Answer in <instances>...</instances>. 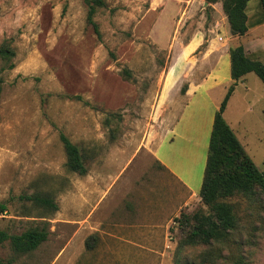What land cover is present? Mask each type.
I'll list each match as a JSON object with an SVG mask.
<instances>
[{"label": "rangeland", "instance_id": "obj_1", "mask_svg": "<svg viewBox=\"0 0 264 264\" xmlns=\"http://www.w3.org/2000/svg\"><path fill=\"white\" fill-rule=\"evenodd\" d=\"M105 1L95 16L97 33L84 0H0V44L10 40L16 50L14 68L3 69L0 60V229L18 233L47 219L51 231L48 241L16 264H50L68 244V254L79 251L84 241L75 237V220L92 209L96 215L139 214L148 231L156 224L157 235L149 238L157 239L158 251L141 253L140 260L131 253L132 260L124 261L114 258L129 253L110 252L107 264H177L182 232L175 218L203 205L212 133L208 119L231 81L197 90V96L209 93L218 108L209 103L197 108L188 138L171 135L162 144L160 135L171 100L177 99L170 108L180 109L184 118L193 113L197 98L185 97L184 89L207 78L212 57L234 44L227 16L221 4L207 12L203 0ZM256 4L261 5L250 1V12ZM195 35L201 44L191 50ZM127 68L131 77L123 73ZM111 112L116 114L108 124ZM224 116L264 169V82L255 72L239 81ZM62 132L89 152L86 175L65 166ZM156 147L171 157L173 173L189 187L177 183V207L174 201L168 205L172 174L157 160ZM37 185L59 191L55 213L45 216V210L21 198ZM156 202L162 212L154 219ZM263 229L264 222L248 264H264ZM197 252L188 249L190 261ZM0 254L11 257L9 243L0 244Z\"/></svg>", "mask_w": 264, "mask_h": 264}, {"label": "trees", "instance_id": "obj_2", "mask_svg": "<svg viewBox=\"0 0 264 264\" xmlns=\"http://www.w3.org/2000/svg\"><path fill=\"white\" fill-rule=\"evenodd\" d=\"M84 1L89 7L88 21L96 32L100 33L95 16L98 7L106 6L107 3L105 0ZM206 1L210 3L207 12L211 11L212 4L222 3L232 35L242 36L247 33L251 0ZM259 1L264 15V0ZM229 52L233 82L214 117L200 192L203 205L191 213H182L181 217L175 218L180 221L182 232L176 252L177 264H248L254 257V249H257L261 242V235L257 232L261 231L264 222V169L248 154L225 119L224 113L237 84L248 73L255 72L264 82V59L260 55L246 53L242 43L232 44ZM15 56L16 50L10 40L0 44L3 69L5 65L9 69L14 68ZM123 73L126 77L132 76L129 68ZM186 90L184 89V92ZM115 114H108V124L111 122L110 117H115ZM60 138L66 154L67 169L79 175H86L90 168L89 152L63 132ZM58 194L59 191L50 187L38 186L33 193H25L21 198L30 201L34 209L45 210L42 214L46 216L59 209ZM1 210L5 211L7 207L2 205ZM50 234V221L47 219L35 222L18 233L0 229V244L6 246L9 243L12 251L9 259L0 254V264H16L21 257L33 255L48 241ZM96 237L95 234L90 235L87 245L89 246L91 240ZM191 248L197 249L198 252L190 261L188 249Z\"/></svg>", "mask_w": 264, "mask_h": 264}, {"label": "crops", "instance_id": "obj_3", "mask_svg": "<svg viewBox=\"0 0 264 264\" xmlns=\"http://www.w3.org/2000/svg\"><path fill=\"white\" fill-rule=\"evenodd\" d=\"M205 1L206 0H203V6H205ZM219 4H221L222 6V3L218 2L212 4V7ZM209 5L210 3L208 2L206 9ZM256 7L257 4L255 5V8ZM249 10L250 3L248 9L249 29L247 33L242 36H234L231 34V40L236 44L242 43L245 47L246 53L256 56L260 55V57L264 59V32H257L258 28L264 26L263 11L260 5L257 7V10H253L252 12H250ZM196 39L197 36L195 35V37L192 38L188 43V48H190L191 50L198 48V46H200L201 44L200 41H196ZM229 49L227 50V52L220 56H217L219 55L217 54L212 57L211 72H209L207 78H205L201 82H194L189 84V87L186 90L184 96L187 98H197L195 101L193 100L194 103L191 108L193 113L190 112L189 116L184 118V115L179 111L180 109L174 111V108H170V106H173V104H175L177 99H170L172 103L171 105L168 104L169 110L165 112V118L167 119L168 125L166 126L164 133L160 135V142L162 144L171 135H180L183 138H188L189 134L191 135L193 133V127L190 128L189 123L191 122L192 124L195 121L196 118H194V111L197 108L205 107L207 103L211 104L214 108H218L217 101L212 100L209 93H204L197 96V90L203 84H207V90L209 91L214 89L216 86L221 85L225 81H231V83L233 82L232 76L231 79L228 78L229 69L231 71V57ZM210 80L212 82H209ZM164 90L165 98L170 90L167 86L166 89L164 87ZM212 106L211 108H213ZM215 114L216 112L213 111L210 116V121L208 119V125L209 122L211 123L209 125V130L211 129V125L213 128ZM154 154L157 160L165 166V171L170 172L172 174V179L174 178L173 180L171 179L172 186L169 191L170 193L168 192V194H170L168 199H171L168 205L172 204L171 201H174L173 203L176 205L175 207H177V203L179 201V193H177L176 190L178 185L177 183L182 184V186L185 188L189 187L184 181H182L176 174L173 173V171H176V169L174 168V164L173 166L171 165L172 159L171 157L167 156L165 151L160 153L159 147H156V151H154ZM166 199L167 198H165V200ZM158 205L162 206L160 202L154 203V211L152 214L154 219H156L159 213L162 212V207H159ZM140 221L141 218L139 214L136 217L134 216L133 218H131L129 215L123 214L119 217H116L109 212L104 215H96L95 209H92L88 217L79 216L76 217L75 220L77 224L75 237L83 238V247L74 254H68L67 252H69L72 248V245L68 244L60 252V254L51 261L50 264H90L96 262L97 260L102 262V264H107V261L113 259L109 256L110 252L129 253L127 257L120 255L114 258L115 260H132L131 253L135 254V259L140 260L141 253L158 251L159 249L157 248V245H160L157 242L156 238L152 240L151 238H149L150 235H157V230L155 228L156 224H153L152 227L154 228L148 231L146 228H143L141 226ZM94 234L97 237L91 240V243L88 246L87 239L90 235Z\"/></svg>", "mask_w": 264, "mask_h": 264}, {"label": "water", "instance_id": "obj_4", "mask_svg": "<svg viewBox=\"0 0 264 264\" xmlns=\"http://www.w3.org/2000/svg\"><path fill=\"white\" fill-rule=\"evenodd\" d=\"M208 5V1H205V6H207Z\"/></svg>", "mask_w": 264, "mask_h": 264}]
</instances>
